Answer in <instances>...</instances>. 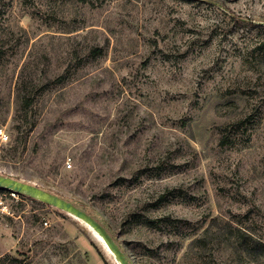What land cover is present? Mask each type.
Here are the masks:
<instances>
[{"label":"rangeland","instance_id":"1","mask_svg":"<svg viewBox=\"0 0 264 264\" xmlns=\"http://www.w3.org/2000/svg\"><path fill=\"white\" fill-rule=\"evenodd\" d=\"M0 128L133 264H264V0H0ZM94 234L0 187V264H119Z\"/></svg>","mask_w":264,"mask_h":264},{"label":"water","instance_id":"2","mask_svg":"<svg viewBox=\"0 0 264 264\" xmlns=\"http://www.w3.org/2000/svg\"><path fill=\"white\" fill-rule=\"evenodd\" d=\"M0 187L10 189L15 192L28 194L38 198L46 204L64 210L76 217L89 223L95 231L102 237L108 248L117 257L119 264H133L128 254L123 250L118 241L110 233L107 227L86 209L77 205L72 200L66 199L61 195L40 187L34 183L24 181L10 174L0 173Z\"/></svg>","mask_w":264,"mask_h":264},{"label":"trees","instance_id":"3","mask_svg":"<svg viewBox=\"0 0 264 264\" xmlns=\"http://www.w3.org/2000/svg\"><path fill=\"white\" fill-rule=\"evenodd\" d=\"M15 193H17L18 195H24V193H19V192H15ZM212 226H213V224H209L206 227V229L204 230V235H207L208 233H210ZM235 230H237L240 233H242L243 235H245V232L241 228L235 227ZM106 264H109V263L106 261Z\"/></svg>","mask_w":264,"mask_h":264},{"label":"bare ground","instance_id":"4","mask_svg":"<svg viewBox=\"0 0 264 264\" xmlns=\"http://www.w3.org/2000/svg\"><path fill=\"white\" fill-rule=\"evenodd\" d=\"M86 222V221H85ZM87 223V222H86ZM88 225H90L89 223H87ZM90 227H92L91 225H90ZM93 228V227H92ZM94 229V228H93ZM94 231H95V229H94ZM95 233L96 234H94L95 236L94 237H96L100 242H102L103 241V239H102V237L98 234V232L97 231H95ZM104 242V241H103ZM105 243V242H104ZM106 244V243H105ZM105 246V245H104ZM108 247V246H107ZM105 248V247H104ZM108 249V248H107ZM111 251V250H110ZM112 252V251H111ZM113 253V252H112ZM114 254V253H113ZM110 255V254H109ZM117 258V257H116Z\"/></svg>","mask_w":264,"mask_h":264},{"label":"built area","instance_id":"5","mask_svg":"<svg viewBox=\"0 0 264 264\" xmlns=\"http://www.w3.org/2000/svg\"><path fill=\"white\" fill-rule=\"evenodd\" d=\"M0 138H7V133L2 128H0Z\"/></svg>","mask_w":264,"mask_h":264}]
</instances>
